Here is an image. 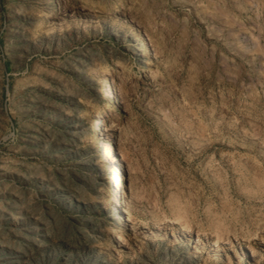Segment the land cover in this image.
I'll return each instance as SVG.
<instances>
[{
	"label": "rangeland",
	"instance_id": "374dc122",
	"mask_svg": "<svg viewBox=\"0 0 264 264\" xmlns=\"http://www.w3.org/2000/svg\"><path fill=\"white\" fill-rule=\"evenodd\" d=\"M0 264H264V0H0Z\"/></svg>",
	"mask_w": 264,
	"mask_h": 264
},
{
	"label": "bare ground",
	"instance_id": "6f19581e",
	"mask_svg": "<svg viewBox=\"0 0 264 264\" xmlns=\"http://www.w3.org/2000/svg\"><path fill=\"white\" fill-rule=\"evenodd\" d=\"M144 36V35H143ZM143 36H140L141 38L143 37ZM145 40L146 39H143V43H145ZM140 41V42H141ZM143 43H142V45H143ZM147 44H148V42H146ZM145 46V45H144ZM149 47V46H148ZM148 49H151V47L150 48H148ZM150 52V51H149ZM151 54V53H150ZM154 55V54H153ZM150 58V57H149ZM150 60L152 61V56H151V58H150ZM153 62V61H152ZM148 65H150V62L148 63ZM147 65V66H148ZM145 67H146V65H144ZM104 75V74H103ZM102 75V76H103ZM106 75V74H105ZM103 78V77H102ZM103 83L105 84V95L107 96V98L109 99V101L110 102H114V101H117V98L118 97H116V92H115V90H114V85L110 82V80H109V78H108V76L106 75V76H104V79H103ZM117 103V102H116ZM115 104V103H114ZM109 105V104H108ZM99 123V122H98ZM98 123H96V121H94L93 123H92V131L90 132V133H95L96 131H97V129H98V127H99V124ZM104 140V139H103ZM102 142V141H101ZM103 150H104V152H106V153H109L110 151H111V147H110V145H111V141L110 140H104L103 141ZM103 154H105V153H103ZM109 155V154H108ZM118 162H119V160H118ZM122 162V161H121ZM121 164V163H120ZM118 167V166H117ZM120 170V169H119ZM123 170H121V172H122ZM120 173V172H119ZM118 177V176H117ZM120 182V181H119ZM118 187V186H117ZM117 189V188H116ZM117 195V194H116ZM122 198V197H121ZM121 203H122V201H121ZM115 209V208H114ZM116 211V213H117V211H119L120 212V219H119V222L117 223V225L118 226H121L122 224H123V217L124 216H122V213H121V211H120V202L119 203H117V210H115ZM118 212V213H119ZM124 225V224H123Z\"/></svg>",
	"mask_w": 264,
	"mask_h": 264
}]
</instances>
